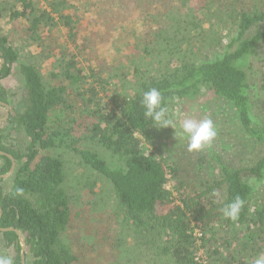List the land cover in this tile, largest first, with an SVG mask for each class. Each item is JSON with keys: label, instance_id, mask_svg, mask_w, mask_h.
<instances>
[{"label": "trees", "instance_id": "16d2710c", "mask_svg": "<svg viewBox=\"0 0 264 264\" xmlns=\"http://www.w3.org/2000/svg\"><path fill=\"white\" fill-rule=\"evenodd\" d=\"M72 2L0 0V21L9 26L0 30V102L1 81L17 64L24 108L10 121L28 140L18 153L0 145L16 163L11 189L0 191V228L24 236L26 264H81L63 235L81 190L93 196L101 182L116 226L108 240L113 264H252L264 254V187H253L264 182V0L97 2L111 33L118 19L141 18L124 96L110 90L94 63L84 67L99 55ZM15 27L37 53L11 45ZM56 28L64 29V44H45L43 32ZM151 88L161 91L172 120L180 106L197 121L201 109L216 124V148L202 150L189 171L164 158L165 147L155 154L144 146L167 129L144 116L142 93ZM68 158L82 171L70 186ZM0 159L3 176L11 162ZM237 195L245 204L232 221L221 209ZM0 239L20 264L17 235L0 232Z\"/></svg>", "mask_w": 264, "mask_h": 264}, {"label": "rangeland", "instance_id": "374dc122", "mask_svg": "<svg viewBox=\"0 0 264 264\" xmlns=\"http://www.w3.org/2000/svg\"><path fill=\"white\" fill-rule=\"evenodd\" d=\"M109 0H74L72 2L81 14L82 33L84 36L93 34L95 37V44L97 47L98 58L93 60L90 57V61H84V67L92 65L93 63L97 67L96 69L101 73L102 77L107 79L110 90L115 91L117 88L121 95H126V89L132 83V77L127 72L130 68V55H134V39L133 37L143 30L141 18H135L133 21H129L128 18L118 19L113 24L114 31L111 33L106 24L102 21V13L95 11V4L97 2L107 3ZM9 29L6 21H0V30L6 33ZM109 34L106 36V33ZM19 28L15 27L11 38V45L16 49L26 52L28 48V37L22 31L23 38L18 37ZM64 29L56 28L53 31L43 32V42L45 44L50 42H57L58 45L64 44ZM110 35V37H109ZM109 37V39H108ZM24 48V49H22ZM31 52L39 51L37 48H28ZM95 52V53H97ZM45 54V57H49ZM131 55V56H132ZM91 56V54H89ZM249 60H244L239 63V67L242 70H246ZM43 71L46 74L48 72L49 64H43ZM255 80V78L253 79ZM1 85L5 90L4 98L5 103L9 107V116L6 117V109L0 106V145L9 148L15 152H23L27 146L28 140L22 129L18 128L15 123L10 121V117L14 116L23 110V79L19 72V67L14 64L11 68L10 75L1 81ZM111 91V92H112ZM106 102H108L106 100ZM76 111L78 108L75 109ZM81 111V109H80ZM81 112L78 113L80 115ZM77 115V116H78ZM171 115L175 128H167L165 133L160 137V142H156L153 145L145 143V147L149 152L157 153L159 148L165 147L166 154L164 158H171L172 164L181 168L183 172L189 171V164L196 163L200 152L204 149L216 148V140H213L209 146H206L200 151H189L188 139L181 134L182 121L185 118L193 117L181 110H173ZM76 116V117H77ZM197 116L202 119L211 117L210 114L203 110H197ZM201 119V120H202ZM212 120V119H211ZM216 128V124H215ZM70 161V162H69ZM72 158H68L67 168V181L68 185H75V179L81 177V169H79L76 163L71 162ZM3 161L0 159V167ZM193 165V164H192ZM204 168V167H203ZM11 176L0 181V191L7 193L11 189ZM85 178H83L84 182ZM253 183V182H252ZM254 189L259 192L264 187V182H255ZM108 189L104 184L98 182L93 191L94 195L90 196L86 189L81 190L80 200L75 211L72 214V220L69 223V227L64 233L63 237L65 242L71 247L72 251L80 258L81 264H113L116 262V258L111 255L108 244L110 237L114 234L116 226L113 225L109 218V199ZM77 194V192H74ZM108 203V206H106ZM77 204V203H76ZM78 212V214L76 213ZM115 226V227H114ZM0 255L13 257V251L5 249L0 239ZM116 256V255H115ZM197 257L202 260L204 254L202 250H199ZM123 264H135L129 260L128 263H124V259L121 260ZM137 264H145V261ZM148 264H158L155 259H151Z\"/></svg>", "mask_w": 264, "mask_h": 264}, {"label": "clouds", "instance_id": "9594fccd", "mask_svg": "<svg viewBox=\"0 0 264 264\" xmlns=\"http://www.w3.org/2000/svg\"><path fill=\"white\" fill-rule=\"evenodd\" d=\"M162 101V93L156 88L143 92L141 104L144 108V116L150 119L157 126L156 128L171 127L174 129V121L169 117L167 108L162 106ZM181 134L188 139L189 151H200L212 143L217 130L211 119L205 118L197 121L185 118L182 121ZM244 204L245 201L237 195L221 209V212L225 218L236 221L240 217ZM0 264H13V260L9 256L0 255ZM252 264H264V254L258 255Z\"/></svg>", "mask_w": 264, "mask_h": 264}, {"label": "water", "instance_id": "95a60500", "mask_svg": "<svg viewBox=\"0 0 264 264\" xmlns=\"http://www.w3.org/2000/svg\"><path fill=\"white\" fill-rule=\"evenodd\" d=\"M3 64H4V61L2 59H0V70H1ZM0 106H3V107L6 108V111H7V115L6 116L8 117V115H9V107H8V105L0 102ZM0 156L8 157L10 162H11V166H10L9 171L3 176L0 175V179H6V178L10 177L13 174V172L15 170V167H16V163H15V160L10 155H8V154H6V153H4L2 151H0ZM1 214H2V210L0 209V217H1ZM0 232L1 233L14 232L17 235L18 241H19V244H20V247H21L20 264H26V261H25L26 241H25L24 236L21 234V232L16 230V229H13V228H7V229H1L0 228Z\"/></svg>", "mask_w": 264, "mask_h": 264}, {"label": "flooded vegetation", "instance_id": "af4514ba", "mask_svg": "<svg viewBox=\"0 0 264 264\" xmlns=\"http://www.w3.org/2000/svg\"><path fill=\"white\" fill-rule=\"evenodd\" d=\"M2 103H4V104H6L5 102H2ZM7 105V104H6ZM1 107H3V106H1ZM4 109H6L5 107H4ZM7 115V111H6V113H5V116ZM9 116V115H8ZM7 117V116H6Z\"/></svg>", "mask_w": 264, "mask_h": 264}]
</instances>
